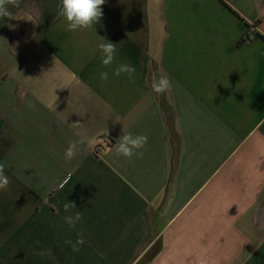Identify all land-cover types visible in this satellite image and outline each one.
Returning <instances> with one entry per match:
<instances>
[{
  "label": "crops",
  "instance_id": "1",
  "mask_svg": "<svg viewBox=\"0 0 264 264\" xmlns=\"http://www.w3.org/2000/svg\"><path fill=\"white\" fill-rule=\"evenodd\" d=\"M59 4L0 19V264H264V0H106L76 31ZM124 133L143 158L117 156Z\"/></svg>",
  "mask_w": 264,
  "mask_h": 264
},
{
  "label": "clouds",
  "instance_id": "2",
  "mask_svg": "<svg viewBox=\"0 0 264 264\" xmlns=\"http://www.w3.org/2000/svg\"><path fill=\"white\" fill-rule=\"evenodd\" d=\"M106 0H60L58 5V15L65 18L67 22L68 31H76L82 29H88L98 24L103 16L102 5ZM9 5L13 7H19L20 0H0V19L10 18L11 13L9 11ZM99 44V48L102 52L101 64L103 67L112 65L116 59V43L105 40ZM136 72V68L130 63H120L114 70V76H121L126 74L129 78H132ZM108 72L101 71L99 77L101 82L108 79ZM172 86L171 80L164 75L153 74L151 77V88L157 95L165 94ZM119 120L113 121L117 123ZM116 144L117 156H122L126 159H131L134 156L137 158H143L144 149L148 143V137L144 134L134 135L132 133H124L119 137ZM83 140L70 141L67 149L64 152V159L71 161L74 159L80 149L78 145L83 144ZM91 143V141H89ZM9 184L8 177L5 175V168L0 165V190L5 189ZM76 208L74 202L67 201L63 205V209L66 213L71 212L72 209ZM65 223L69 228H75L78 223L83 220V214L80 211H76L74 214L66 215L63 217ZM71 245L73 252H79L80 246L85 243L82 231L78 233L75 242L72 240L66 241Z\"/></svg>",
  "mask_w": 264,
  "mask_h": 264
},
{
  "label": "built area",
  "instance_id": "3",
  "mask_svg": "<svg viewBox=\"0 0 264 264\" xmlns=\"http://www.w3.org/2000/svg\"><path fill=\"white\" fill-rule=\"evenodd\" d=\"M99 149H101V147H99Z\"/></svg>",
  "mask_w": 264,
  "mask_h": 264
}]
</instances>
